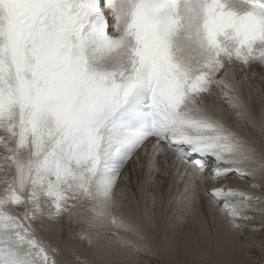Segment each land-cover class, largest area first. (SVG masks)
Here are the masks:
<instances>
[{
  "label": "snow or ice",
  "instance_id": "obj_1",
  "mask_svg": "<svg viewBox=\"0 0 264 264\" xmlns=\"http://www.w3.org/2000/svg\"><path fill=\"white\" fill-rule=\"evenodd\" d=\"M261 82L264 0H0V264L147 251L129 161L142 198L162 167L184 181L181 216H202L203 190L231 229L225 257L264 251L243 234L264 232ZM65 221L86 251L62 241Z\"/></svg>",
  "mask_w": 264,
  "mask_h": 264
},
{
  "label": "bare ground",
  "instance_id": "obj_2",
  "mask_svg": "<svg viewBox=\"0 0 264 264\" xmlns=\"http://www.w3.org/2000/svg\"><path fill=\"white\" fill-rule=\"evenodd\" d=\"M261 83L264 84V82ZM248 91L250 90L246 89L245 94ZM252 103L259 122V117L264 113V90L253 92ZM224 107L226 108V105ZM241 130L250 131L251 129L242 125ZM143 163L141 161L133 168L132 162L129 161L122 175L127 181L124 186L128 189L129 194V199L126 201L128 207L134 210L138 217L146 214L152 222V226H146L144 232L148 250L125 252L116 246L111 249L109 255L99 258L100 264H136L138 260H142L144 264H153L150 263L149 259H146L145 253L158 258L161 264H217L218 261L225 258L235 262V264H253L255 259L252 258L251 252L242 251L238 248L232 249L225 257L220 240L224 231H231V229L219 212H216L215 218H213L208 210L209 198L204 195L203 190L198 197V201L202 204V216H194L191 212L181 216L178 209L180 204L175 200V197L177 196V187L182 190L184 181L176 180V174L172 170L162 167L159 174L155 176L151 187L147 188L148 194L142 198L140 185L144 180V171L141 167ZM133 180L138 182L134 190L132 182H135ZM174 181H176L175 186H173ZM218 182L223 183V181L207 180L205 185L211 183L213 186ZM241 182L238 181L237 184ZM243 184L244 181L242 186ZM137 202H139L138 206ZM168 203L172 205L167 207ZM174 208L176 211L173 210ZM255 215L256 219L251 223L260 227L259 214ZM248 228L244 229V231L246 230L243 232L245 236L255 237L257 241L264 239L260 233L253 232L252 229ZM209 229H211L210 232ZM78 232L79 228L76 225L65 221L61 230L62 241H68L71 247L86 251L88 246L86 242L79 240ZM60 247H64L63 242L60 243ZM252 251L260 252L264 256V251L261 250L259 243L253 247ZM255 256L257 257V255Z\"/></svg>",
  "mask_w": 264,
  "mask_h": 264
},
{
  "label": "rangeland",
  "instance_id": "obj_3",
  "mask_svg": "<svg viewBox=\"0 0 264 264\" xmlns=\"http://www.w3.org/2000/svg\"><path fill=\"white\" fill-rule=\"evenodd\" d=\"M247 129H250V128H248L247 127ZM130 170H132V168H129ZM205 172H207V170L205 169ZM134 181V180H133ZM205 181H207V180H205ZM209 181V180H208ZM213 181V180H212ZM135 183H133L132 182V185H133V190H134V188H136V186L138 185V182L135 180L134 181ZM235 182V181H234ZM237 182L238 181H236L235 183H234V185L235 184H237ZM243 182V181H242ZM242 182L241 183H238L240 186H242ZM219 183V182H218ZM209 184V185H208ZM217 184V183H216ZM214 185V184H213ZM212 186V184L211 183H207L206 185H205V187L206 188H210ZM171 203H168V205H167V207L170 205ZM172 205V204H171ZM173 206H174V204H173ZM167 209V208H166ZM179 209V208H178ZM177 209V210H178ZM173 210H175V208L173 209ZM176 211V210H175ZM175 213V212H174ZM173 213V214H174ZM222 215V214H221ZM255 227H257V228H259V226H255ZM248 228V227H247ZM250 229H252L251 227H249ZM248 228V229H249ZM244 232H246V230L244 231ZM257 233H260V235H262V237H264V232L262 233V232H259V231H257ZM245 234H247V233H245ZM250 253V252H249ZM256 253V254H255ZM250 254H252L251 256H252V258L253 259H255L254 260V262H255V264H264V256H263V254L262 253H260V252H257V251H251V253ZM253 254H255V255H257V257L255 256V255H253ZM145 255L147 256L146 257V259H149V261H150V263H153V264H161L159 261H158V258H156V257H154V256H152V255H150V254H147V253H145ZM261 255V256H260ZM257 258V259H256ZM260 258V259H259ZM155 259V260H154ZM258 262V263H257ZM136 264H144V262L142 261V260H138L137 262H136Z\"/></svg>",
  "mask_w": 264,
  "mask_h": 264
}]
</instances>
